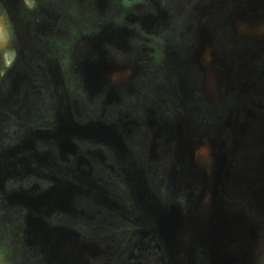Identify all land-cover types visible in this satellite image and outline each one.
<instances>
[{
	"label": "rangeland",
	"instance_id": "rangeland-1",
	"mask_svg": "<svg viewBox=\"0 0 264 264\" xmlns=\"http://www.w3.org/2000/svg\"><path fill=\"white\" fill-rule=\"evenodd\" d=\"M0 25V264H264V0Z\"/></svg>",
	"mask_w": 264,
	"mask_h": 264
},
{
	"label": "clouds",
	"instance_id": "clouds-1",
	"mask_svg": "<svg viewBox=\"0 0 264 264\" xmlns=\"http://www.w3.org/2000/svg\"><path fill=\"white\" fill-rule=\"evenodd\" d=\"M3 35V29H2V26H0V36Z\"/></svg>",
	"mask_w": 264,
	"mask_h": 264
},
{
	"label": "bare ground",
	"instance_id": "bare-ground-1",
	"mask_svg": "<svg viewBox=\"0 0 264 264\" xmlns=\"http://www.w3.org/2000/svg\"><path fill=\"white\" fill-rule=\"evenodd\" d=\"M1 26V25H0ZM3 27V26H2ZM5 31V30H4ZM4 31H3V35L2 36H0V38L3 40L4 39ZM7 37V36H6ZM6 40V39H5ZM4 40V41H5ZM1 44V43H0Z\"/></svg>",
	"mask_w": 264,
	"mask_h": 264
}]
</instances>
